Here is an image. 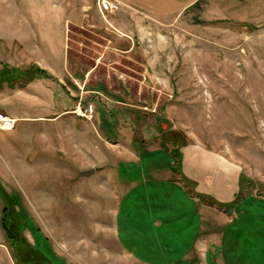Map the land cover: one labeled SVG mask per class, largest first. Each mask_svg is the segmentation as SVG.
Masks as SVG:
<instances>
[{"label":"rangeland","instance_id":"rangeland-1","mask_svg":"<svg viewBox=\"0 0 264 264\" xmlns=\"http://www.w3.org/2000/svg\"><path fill=\"white\" fill-rule=\"evenodd\" d=\"M107 10L94 0H0V78L4 68L32 70L14 86L0 80V111L18 117L0 129L4 250L14 264H264V41L222 50L192 41L171 19L157 18L162 29L139 17L126 38L113 27L129 26ZM62 22L63 46L53 30ZM92 65L101 88L81 94V69ZM118 75L137 91L128 102L146 100L140 120L125 107L128 121H117L108 104ZM160 120L169 128L157 129ZM168 130L180 145L161 142ZM192 142L236 165L233 200L201 193L187 176L182 149ZM89 168L93 175L78 176ZM206 228L211 242L198 240Z\"/></svg>","mask_w":264,"mask_h":264},{"label":"crops","instance_id":"crops-1","mask_svg":"<svg viewBox=\"0 0 264 264\" xmlns=\"http://www.w3.org/2000/svg\"><path fill=\"white\" fill-rule=\"evenodd\" d=\"M78 3V0H76ZM96 1L97 7L100 5L102 0H94ZM106 3L115 4L117 7L108 8V14H111L112 22H121L123 24H127L130 29L123 30L120 32L117 30L119 27H115V31H117L120 35L128 38L130 33L132 32L131 28L134 25L141 26L138 19H134V17H139L140 19H156L157 23L161 26L162 21H158L157 18H165L171 19V21H175L174 24L182 25V28L185 30V34L188 38H191L192 41H196L198 43L214 46L220 49H229L233 48L234 50H243L242 48L249 47L250 45H255V43H260L264 41V0H103ZM117 3V4H116ZM75 6V5H74ZM88 8L92 7L90 5H85ZM45 14L48 16L55 15L60 16V10L55 9H44ZM63 12V9H62ZM59 13V14H58ZM74 17L77 19L74 20L76 24H78V8H74ZM67 12L63 13L66 20H70L66 17ZM61 15V16H62ZM36 16V14L34 15ZM115 16V17H114ZM133 17V22L128 17ZM65 20V19H64ZM122 24V26H124ZM144 24V23H143ZM60 23L59 27L53 29L57 32V39L63 46L64 37L63 32L64 27ZM66 27V25H65ZM164 29L162 26L160 27ZM52 28L50 27V31ZM153 30V29H152ZM162 32V30H161ZM128 34V35H126ZM181 34V33H180ZM124 39V38H123ZM58 40L56 42H58ZM127 46L123 48L122 52L130 53L135 46L133 40H126ZM56 45H54L55 47ZM108 48V46H106ZM99 53H102V49H98ZM109 49H105V52H108ZM112 55V53H111ZM110 60H113L111 57ZM66 62V61H64ZM46 64V63H45ZM66 66V63L64 64ZM96 67V63L94 64ZM63 62L61 67L59 68V72H63ZM66 69V68H65ZM94 69L92 65L88 69H81L83 77L81 81L78 83V88L80 89L81 94L84 90L88 92L89 95H93V91H99L100 86L92 82V73L91 70ZM86 71V72H85ZM108 73L110 72L108 70ZM110 76V75H109ZM118 77L122 81L121 89H117L116 92H105V95L108 98V104L110 108L117 109L113 110V113H117L119 121L120 117H123L121 120L125 123L126 116L122 115L123 111L127 114V109L125 107H133L139 109L137 113V117L140 120V110H145L147 108L145 106L144 101L140 102L141 106L137 107L136 104L130 103L127 101L128 98L133 100L135 94H141L146 98L150 93L149 86L145 82V75L141 72V76L137 77V91L132 90V86H128L127 82L129 79L124 78L122 75H118ZM136 86V84H135ZM134 86V87H135ZM86 87V89H84ZM130 89V90H129ZM97 91V92H98ZM79 95V92H78ZM137 95V94H136ZM146 95V96H145ZM92 97V96H91ZM110 98V99H109ZM135 101V100H134ZM81 103V102H80ZM116 103L118 106H116ZM133 104V105H131ZM151 104L155 105L154 102ZM130 105V106H129ZM159 107L164 105V103L158 104ZM80 110L78 103V111ZM2 112V111H1ZM111 112V114H112ZM121 113V114H120ZM110 117H114L110 116ZM12 118L18 119V117L13 116ZM137 118V119H138ZM163 118V117H162ZM136 120V119H135ZM160 124L157 125V129L160 126L161 128H169V122L165 120H160ZM141 126V123H140ZM145 126V125H144ZM142 126V127H144ZM142 127H139V131ZM171 127V126H170ZM138 128V127H137ZM159 129V130H160ZM182 157L184 162H186L187 167V176H189L192 180H197L199 182V190L203 194H207V196H212L219 202H229L233 200L236 193L238 192V170L236 165H234L233 161L226 159L224 156L220 155L218 152L214 150H210L199 143H188L182 149ZM212 160V161H211ZM195 168H191L190 166ZM95 172H93L94 174ZM92 174V175H93ZM199 201V200H197ZM204 203V201H199ZM202 208L209 207L208 205H201ZM222 216V213H219ZM217 223H226L224 221V217H219L218 215L215 217ZM206 224V223H205ZM207 227H209L207 225ZM211 228V227H209ZM201 236L198 240L203 242H211L212 234L211 229L202 230ZM217 237V235H214ZM220 241L219 239L215 242ZM194 247V246H193ZM193 249V248H192ZM0 264L3 262H7L9 264H14V260L12 259L9 250H4L3 244L0 241ZM192 254L194 252L192 251ZM185 258L184 255L181 256ZM145 264V263H142ZM205 264V263H204Z\"/></svg>","mask_w":264,"mask_h":264},{"label":"trees","instance_id":"trees-1","mask_svg":"<svg viewBox=\"0 0 264 264\" xmlns=\"http://www.w3.org/2000/svg\"><path fill=\"white\" fill-rule=\"evenodd\" d=\"M5 70L1 73L3 74V77L0 78V80H4L8 83L9 86H14L15 82L20 81L21 79H23L25 76H27L29 74V72H31L32 70L30 68L28 69H18V68H13V70L10 72L7 68H4ZM35 71H43L41 69H39L38 67L35 69ZM168 137H161V142L167 143V142H171L174 146H177L178 144L180 145V137L179 139V143L178 139H173V137H171L172 132L168 130ZM182 144H184L185 142H181ZM3 226V229L5 230L6 233H8V228L7 225L5 223L1 224ZM10 237V236H9ZM29 257V256H28ZM27 257V258H28Z\"/></svg>","mask_w":264,"mask_h":264},{"label":"built area","instance_id":"built-area-1","mask_svg":"<svg viewBox=\"0 0 264 264\" xmlns=\"http://www.w3.org/2000/svg\"><path fill=\"white\" fill-rule=\"evenodd\" d=\"M102 6L109 8L110 3H106L103 0L101 1ZM116 7L115 4H111V8ZM15 125V119L4 114L0 111V129H12Z\"/></svg>","mask_w":264,"mask_h":264},{"label":"water","instance_id":"water-1","mask_svg":"<svg viewBox=\"0 0 264 264\" xmlns=\"http://www.w3.org/2000/svg\"><path fill=\"white\" fill-rule=\"evenodd\" d=\"M93 172H94V169L93 168H89V169H86V170H81V171L78 172V176L79 177H88Z\"/></svg>","mask_w":264,"mask_h":264}]
</instances>
